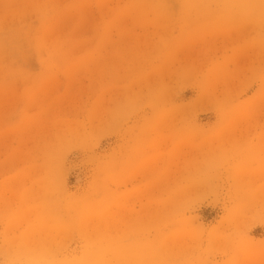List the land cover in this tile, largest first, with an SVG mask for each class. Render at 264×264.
Segmentation results:
<instances>
[{
	"label": "rangeland",
	"instance_id": "1",
	"mask_svg": "<svg viewBox=\"0 0 264 264\" xmlns=\"http://www.w3.org/2000/svg\"><path fill=\"white\" fill-rule=\"evenodd\" d=\"M262 210L264 0H0V262L264 264Z\"/></svg>",
	"mask_w": 264,
	"mask_h": 264
},
{
	"label": "clouds",
	"instance_id": "2",
	"mask_svg": "<svg viewBox=\"0 0 264 264\" xmlns=\"http://www.w3.org/2000/svg\"><path fill=\"white\" fill-rule=\"evenodd\" d=\"M249 237H250V230L239 231L234 236V243H236L237 245H242L248 242ZM0 264H3V262H0ZM197 264H215V262L212 261L211 259H203L198 261Z\"/></svg>",
	"mask_w": 264,
	"mask_h": 264
}]
</instances>
